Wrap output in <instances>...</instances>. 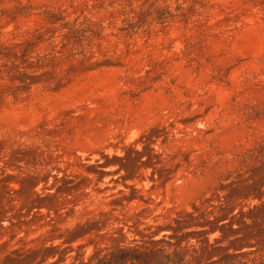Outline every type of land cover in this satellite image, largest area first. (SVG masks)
<instances>
[{"label":"rangeland","instance_id":"rangeland-1","mask_svg":"<svg viewBox=\"0 0 264 264\" xmlns=\"http://www.w3.org/2000/svg\"><path fill=\"white\" fill-rule=\"evenodd\" d=\"M161 245L264 264V0H0V264Z\"/></svg>","mask_w":264,"mask_h":264},{"label":"trees","instance_id":"trees-1","mask_svg":"<svg viewBox=\"0 0 264 264\" xmlns=\"http://www.w3.org/2000/svg\"><path fill=\"white\" fill-rule=\"evenodd\" d=\"M185 252L163 245L147 247H115L98 253L90 264H186Z\"/></svg>","mask_w":264,"mask_h":264}]
</instances>
